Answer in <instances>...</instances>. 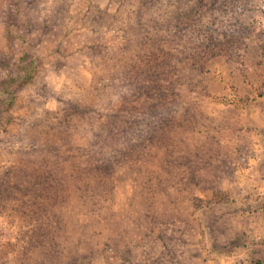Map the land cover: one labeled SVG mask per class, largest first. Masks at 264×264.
Masks as SVG:
<instances>
[{
    "label": "rangeland",
    "instance_id": "374dc122",
    "mask_svg": "<svg viewBox=\"0 0 264 264\" xmlns=\"http://www.w3.org/2000/svg\"><path fill=\"white\" fill-rule=\"evenodd\" d=\"M251 3L240 55L179 73L170 139L116 161L125 139L94 148L86 120L56 125L73 98L100 109L98 131L133 116L134 87L103 74L104 47L126 45L102 18L121 2L0 0V80L24 73L26 53L41 66L0 117V264H264V0ZM98 156L115 166L99 184Z\"/></svg>",
    "mask_w": 264,
    "mask_h": 264
},
{
    "label": "trees",
    "instance_id": "16d2710c",
    "mask_svg": "<svg viewBox=\"0 0 264 264\" xmlns=\"http://www.w3.org/2000/svg\"><path fill=\"white\" fill-rule=\"evenodd\" d=\"M119 1L121 5L118 11H107L102 18L113 21L109 22L110 27L116 24L124 29L126 45L120 51L104 47L107 60L103 74L115 67L114 72L118 71L126 80L123 83L134 87L133 94L124 97V107L133 116L117 127L103 122L98 131L95 121L103 117L100 109L93 103L83 105L73 98L67 102L68 106L63 107V117L56 125L59 126L58 136L63 128L72 125L70 118L86 120L92 130L89 145L94 148L101 141L111 139L115 144L118 138L125 139L126 147L123 149L110 146L116 161L120 158L119 154L129 159L139 153L137 149L140 147L146 150L150 145L159 146L170 139L167 129L176 123L172 113L180 112L178 107L182 101L179 90H176L179 73L189 70L199 73L216 57L231 60L240 55V50L247 43L246 34L251 29L243 18L252 4L251 0ZM21 60L24 73L20 71L0 80V117L6 115L7 123L14 118L12 111L17 103V92L36 82L40 72V64L30 59L29 54L26 53ZM135 103L139 106L135 105L131 110ZM136 116L141 117L135 119ZM52 149L58 151L59 157L61 147L52 146ZM98 153L104 154V147ZM99 157L97 160L90 157L92 162L87 169L97 177L94 179L98 184L101 181L98 180V173L111 175L115 170L113 160L105 161ZM74 162L76 166V160ZM6 187L0 181V194L3 197L12 193Z\"/></svg>",
    "mask_w": 264,
    "mask_h": 264
}]
</instances>
